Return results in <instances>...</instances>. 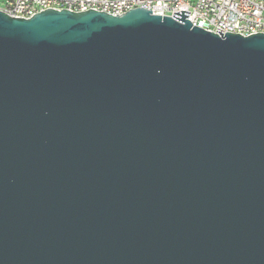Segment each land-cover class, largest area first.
<instances>
[{
	"label": "water",
	"instance_id": "obj_1",
	"mask_svg": "<svg viewBox=\"0 0 264 264\" xmlns=\"http://www.w3.org/2000/svg\"><path fill=\"white\" fill-rule=\"evenodd\" d=\"M0 264H264V32L0 9Z\"/></svg>",
	"mask_w": 264,
	"mask_h": 264
},
{
	"label": "built area",
	"instance_id": "obj_2",
	"mask_svg": "<svg viewBox=\"0 0 264 264\" xmlns=\"http://www.w3.org/2000/svg\"><path fill=\"white\" fill-rule=\"evenodd\" d=\"M58 7L71 11L94 9L122 14L136 7L179 19L215 33L264 32V0H4L0 9L11 16L30 17L34 12Z\"/></svg>",
	"mask_w": 264,
	"mask_h": 264
},
{
	"label": "bare ground",
	"instance_id": "obj_3",
	"mask_svg": "<svg viewBox=\"0 0 264 264\" xmlns=\"http://www.w3.org/2000/svg\"><path fill=\"white\" fill-rule=\"evenodd\" d=\"M52 9H56V10H59V8L58 7H51ZM127 10H129V9H126L125 11H127ZM124 11V12H125ZM35 13H37V12H34V14ZM114 15H119V14H114ZM191 24H192V26H196V23H194V22H190Z\"/></svg>",
	"mask_w": 264,
	"mask_h": 264
},
{
	"label": "rangeland",
	"instance_id": "obj_4",
	"mask_svg": "<svg viewBox=\"0 0 264 264\" xmlns=\"http://www.w3.org/2000/svg\"><path fill=\"white\" fill-rule=\"evenodd\" d=\"M0 3H4V0H0Z\"/></svg>",
	"mask_w": 264,
	"mask_h": 264
}]
</instances>
